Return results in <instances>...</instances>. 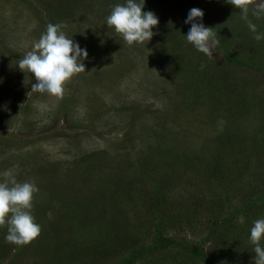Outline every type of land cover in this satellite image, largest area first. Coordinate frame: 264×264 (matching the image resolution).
I'll list each match as a JSON object with an SVG mask.
<instances>
[{"label": "rangeland", "instance_id": "obj_1", "mask_svg": "<svg viewBox=\"0 0 264 264\" xmlns=\"http://www.w3.org/2000/svg\"><path fill=\"white\" fill-rule=\"evenodd\" d=\"M125 2L0 0V182L2 173L12 170L18 182L34 183L39 189L34 196L43 201L50 198L55 203L53 198L71 194L75 200L88 203L93 196L105 204L113 187L127 177L136 183L146 181L139 157L164 150L152 159L168 181L172 173L166 159L196 164L203 155L209 157L215 144L220 145L216 140L223 137L234 143L227 148L238 147V155L249 160L244 189L264 190V163L255 159V153L264 149V72L229 65L218 47L211 58L197 51L185 38L191 25L185 31L181 5L164 0H145L143 11H152L159 19L151 41L127 45L106 23L113 7ZM202 4L219 20L229 17V6L234 9L226 0ZM249 19L264 34V15L256 18L250 10ZM49 23L64 25L66 36L88 52L83 60L86 71L66 84L59 100L40 93L29 96L35 77L16 63ZM229 27L246 35L251 32L240 13ZM252 37L263 51L264 39ZM242 46V54L250 52ZM192 68L200 79L194 86L199 93L186 87ZM209 68L213 76L220 71L211 81L210 92L204 85ZM167 191L174 203L184 202L190 192L200 199L218 194L214 184L202 182L199 176L195 185L169 184ZM113 199L117 207L124 205L122 199ZM44 205L45 211H54L52 205ZM145 207L138 200L134 211ZM124 209L130 211L125 205ZM35 211L37 221L44 210ZM6 230L7 226L0 227L2 234ZM205 234L207 230L182 236L194 241ZM61 242L67 251L66 237ZM51 243L36 240L18 250L8 244L11 248L3 264H11V259L12 264H59V255L43 260L48 248L52 253ZM205 251L210 252L209 246Z\"/></svg>", "mask_w": 264, "mask_h": 264}, {"label": "trees", "instance_id": "obj_2", "mask_svg": "<svg viewBox=\"0 0 264 264\" xmlns=\"http://www.w3.org/2000/svg\"><path fill=\"white\" fill-rule=\"evenodd\" d=\"M164 1H167L168 5H181V17L184 22L190 9H201L204 18L198 22L213 28L219 40L217 47L226 63L233 67L250 68L257 73L264 72V50L254 44L253 33L246 35V32H240L238 28L229 27L231 20L238 18L239 9L232 10L229 6V17H220L219 20L218 15L204 10L203 0ZM189 26L185 24V31ZM176 31L180 32V29ZM241 46L244 51L250 52L242 54ZM207 66L208 64L204 68ZM211 68L206 71L210 78H205L204 81L208 92L213 88L212 79L220 72L216 71L213 76ZM188 73L190 75L187 77V89H196L195 92H198L194 86L200 79H197L195 69L192 68ZM192 77L193 80L190 81ZM218 79L220 82L224 78ZM216 141L220 145L215 144L209 152V157L203 155L201 161L196 164H190L189 159L182 164L166 159L172 173L168 181L155 169L157 161L152 159L153 156L163 154L164 150L139 157L142 167L146 170L140 168V172L146 181L136 183L132 177H127L121 184L113 187L110 199L107 198L108 202L103 200L105 204L93 196L86 198L88 203L82 199L75 200L71 194H66L59 200L53 198L55 203L50 198L43 201L34 196V218L37 216L35 210H44L41 218L37 221L35 219L42 229L37 240L41 241V244L52 242V253L48 252V248L43 260L51 254L62 258L59 264H254L255 253L254 246L250 243V230L255 220L264 219V190L256 192V188H250L249 191L244 189V176L249 160L238 155V147L227 148L228 145L234 144L232 141L228 142L223 137ZM255 154L256 161L259 164L264 163V149ZM178 164L181 165L179 170ZM198 176L202 182L214 184L218 194H211L209 199H200L190 192L184 202L179 200L175 203L168 198L169 184L195 185ZM114 197L122 199L130 211H122L124 205L117 207L119 203ZM138 200L141 204L145 203L146 207L134 211V204ZM44 204L52 205L54 211H45L48 207ZM240 216L244 217V224L238 223ZM204 230H207V234L199 240L189 241L187 237L182 236L186 232L202 234ZM1 234L2 232L0 264H3L7 254L5 252H10L11 247L6 246L10 244L5 239L7 230ZM62 237H66L67 251L62 248ZM206 246L210 248L209 253L205 251ZM23 247L17 246L16 249ZM13 262L14 259H11V264Z\"/></svg>", "mask_w": 264, "mask_h": 264}, {"label": "clouds", "instance_id": "obj_3", "mask_svg": "<svg viewBox=\"0 0 264 264\" xmlns=\"http://www.w3.org/2000/svg\"><path fill=\"white\" fill-rule=\"evenodd\" d=\"M234 8L239 9L241 18L254 34V39H264V34L257 32V26L249 19V13L256 18L264 15V0H226ZM145 0H126L124 4L113 7L106 18L107 26L122 37L129 45H143L150 42L154 36L153 28L159 25V19L152 11H143ZM204 12L192 8L185 20L191 25L185 36L187 42L194 48L213 57L214 50L219 44L213 28L205 27L202 22ZM61 24L49 23L46 32L38 41L33 43L28 51L16 63L21 71L32 74L35 83L32 93L47 94L49 97L62 99L66 84L72 78L86 71L83 60L88 59L86 49H81L78 43L69 39L62 31ZM96 70V69H93ZM0 182V227L7 226L6 241L18 247L33 244L41 235V226L32 215L34 194L39 191L34 183L18 182L12 170L2 173ZM239 224H244V217L238 218ZM264 219L253 222L250 230V243L254 246V264H264Z\"/></svg>", "mask_w": 264, "mask_h": 264}]
</instances>
